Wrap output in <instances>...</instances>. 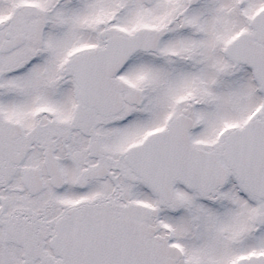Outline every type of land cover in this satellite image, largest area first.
Here are the masks:
<instances>
[{"label":"snow or ice","instance_id":"snow-or-ice-1","mask_svg":"<svg viewBox=\"0 0 264 264\" xmlns=\"http://www.w3.org/2000/svg\"><path fill=\"white\" fill-rule=\"evenodd\" d=\"M0 264H264V0H0Z\"/></svg>","mask_w":264,"mask_h":264}]
</instances>
